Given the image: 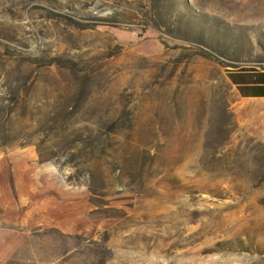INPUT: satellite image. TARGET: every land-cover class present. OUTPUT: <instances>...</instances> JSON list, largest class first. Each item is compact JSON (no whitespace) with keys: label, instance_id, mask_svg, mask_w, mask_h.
Listing matches in <instances>:
<instances>
[{"label":"rangeland","instance_id":"1","mask_svg":"<svg viewBox=\"0 0 264 264\" xmlns=\"http://www.w3.org/2000/svg\"><path fill=\"white\" fill-rule=\"evenodd\" d=\"M39 2L57 22L0 25L92 80L15 104L0 69V264H264V97L232 82L264 71V0Z\"/></svg>","mask_w":264,"mask_h":264},{"label":"trees","instance_id":"2","mask_svg":"<svg viewBox=\"0 0 264 264\" xmlns=\"http://www.w3.org/2000/svg\"><path fill=\"white\" fill-rule=\"evenodd\" d=\"M39 1L42 0H0V11L10 17V24L19 21L15 20L19 19L17 17L19 13L22 15L25 13L30 15L38 13L35 23H38V19H41L44 23L57 22L59 13L53 8L40 4L32 5L34 2L41 3ZM95 25L99 26L101 24L96 23ZM8 26L0 25V69L6 74L7 83L12 87L13 103L25 102L27 104L41 82L42 71L54 66L61 69L60 71H67L69 76L72 77L75 85L79 87L77 98L84 100V97H86L87 99L86 89L92 78L86 70L74 61L66 60L64 62L59 56H52L50 52L43 53L41 57L30 56L26 51L29 48L28 42L23 39L17 30ZM41 28L44 30L45 27L41 26ZM27 111L30 115L29 107H27ZM70 111L71 109L68 108L64 114H54L52 116L39 113L38 117L30 119V123L39 126L41 133L49 135H56L59 132L66 133L71 127L70 120H68L71 114ZM72 125L75 126V124ZM103 127L111 131L114 126L105 124Z\"/></svg>","mask_w":264,"mask_h":264},{"label":"crops","instance_id":"3","mask_svg":"<svg viewBox=\"0 0 264 264\" xmlns=\"http://www.w3.org/2000/svg\"><path fill=\"white\" fill-rule=\"evenodd\" d=\"M249 77L252 80H248ZM232 82L246 97H264V71L233 73Z\"/></svg>","mask_w":264,"mask_h":264}]
</instances>
